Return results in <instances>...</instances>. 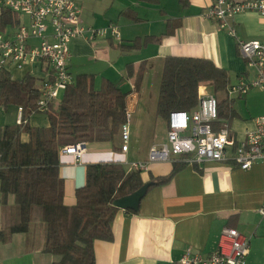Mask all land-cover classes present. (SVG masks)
<instances>
[{"label": "crops", "instance_id": "obj_1", "mask_svg": "<svg viewBox=\"0 0 264 264\" xmlns=\"http://www.w3.org/2000/svg\"><path fill=\"white\" fill-rule=\"evenodd\" d=\"M75 2L81 10L82 26L107 29L116 25L121 40L97 38L94 44L85 36L73 40L69 72L74 78L81 74L94 75L96 89L100 88L102 80H109L120 87L125 84L126 88H121L130 92L127 98L129 124L131 116L138 113L147 77L160 69L162 72L164 60L168 57L210 60L228 72L230 85L237 84L243 77L246 80L254 77L239 54L237 40H264V17L258 14L250 12L235 17V38L206 17L214 0H187L185 6L179 0ZM18 15L21 25L29 23L24 15ZM8 33H5L6 36L10 35ZM137 40L142 43L147 41L148 44L139 50H122L121 46H129ZM38 45V40H30L27 47L32 49ZM129 66L136 71L131 78L128 77ZM10 73L12 79L19 82L27 76L32 77L38 82L39 89L44 81L53 78L52 68L45 61L28 64L23 70H11ZM206 92L213 94L208 90ZM218 95L214 96L223 115L220 122L229 124L230 135L237 142L245 140L247 132L255 129L254 120L264 116V92L255 89L245 97L232 99L226 92ZM243 101L248 113L242 109ZM21 117L20 107L12 104L5 106L0 101V128L19 125ZM28 123L40 129L50 126L47 116L42 113L32 114ZM154 127L143 149L138 146V138L131 135L129 151L123 153L120 135L110 141L105 133L100 132L98 137L101 140L88 142V150L80 163L71 156H60L59 177L64 184L65 203L74 205L77 189L86 185L88 165L115 162L128 169L130 163L146 160L152 146L167 140V124L162 138L157 120ZM22 141L28 143L30 136L22 134ZM133 147L137 153L143 151L141 158H132ZM173 165H152L148 172L142 173L144 183L151 182L152 177H167ZM263 204V162L256 163L248 171L242 170L232 160L185 164L171 181L149 190L139 213L129 214L119 209L112 226L113 240L96 241L94 244L96 264H179L189 251L208 256L217 250L225 228L237 230L249 241L246 264H264V216L259 213ZM19 220V209L11 196L7 204H0V231L17 224ZM45 238V224L33 223L27 233L15 234L10 242L0 244V264H53L54 257L43 252Z\"/></svg>", "mask_w": 264, "mask_h": 264}, {"label": "trees", "instance_id": "obj_2", "mask_svg": "<svg viewBox=\"0 0 264 264\" xmlns=\"http://www.w3.org/2000/svg\"><path fill=\"white\" fill-rule=\"evenodd\" d=\"M179 1L184 6L187 3ZM21 23L17 13L2 10L1 33ZM147 44L137 40L121 48L139 50ZM127 71L129 78L136 75L133 66ZM230 82L228 72L210 60L168 57L161 73L157 117L168 126L171 112L196 110L201 86H210L218 95L227 91ZM129 95L109 80H102L96 89L94 75H78L63 93L59 106L49 105L42 113L49 120V128H33L28 123L31 115L41 113L38 82L30 76L15 81L9 70L0 71V101L22 109L19 125L0 128V204H7L12 196L20 214L17 224L0 231V244L41 222L46 227L43 252L54 257L53 264H96L95 242L113 240L112 226L119 211L114 202L145 185L142 173L128 171L115 162L88 165L86 185L77 189L75 203L69 206L59 177L60 153L69 145L100 141V132L114 141L121 126L128 123ZM222 116L218 105L219 119ZM24 133L30 136L28 143L22 141ZM184 167L183 163H175L167 177H152L155 185L151 188L168 183Z\"/></svg>", "mask_w": 264, "mask_h": 264}, {"label": "built area", "instance_id": "obj_3", "mask_svg": "<svg viewBox=\"0 0 264 264\" xmlns=\"http://www.w3.org/2000/svg\"><path fill=\"white\" fill-rule=\"evenodd\" d=\"M0 9L24 15L28 24L20 25L14 32H0V71L23 70L28 64L48 62L53 78L40 87L39 110L45 113L49 105L61 102L65 90L74 84L69 72L70 45L73 40L86 37L90 43L97 38L110 37L121 40L116 25L107 29L85 28L81 25V10L75 0H0ZM255 13L264 17V0L236 2L215 0L206 12V17L216 22L220 29L236 38L234 19L243 13ZM12 35V36H11ZM30 40L39 45L28 49ZM239 54L254 73L251 80L241 78L226 91L230 99L245 97L252 90L264 92V40H237ZM199 88V104L193 112L173 111L168 119L167 141L150 148L146 160L128 165V171L148 172L157 163H183L201 165L205 162H227L232 160L244 170L256 163H264V116L254 120L255 129L248 131L246 139L237 142L230 135L229 124L220 122L218 100L213 94ZM22 110V109H21ZM218 125V126H217ZM122 152L128 153L131 142L129 123L119 131ZM88 150L86 142L66 146L61 156L67 155L80 163ZM259 213L264 216V204ZM250 243L237 230L225 228L217 250L208 256L187 252L179 264H246Z\"/></svg>", "mask_w": 264, "mask_h": 264}, {"label": "rangeland", "instance_id": "obj_4", "mask_svg": "<svg viewBox=\"0 0 264 264\" xmlns=\"http://www.w3.org/2000/svg\"><path fill=\"white\" fill-rule=\"evenodd\" d=\"M161 69L156 71L155 74H152L150 77H147V81L143 85V89L141 91L140 104L138 107L137 115H132L130 119V130L132 137L138 138V146L142 149L145 147V144L149 141V132L150 135L152 131L155 130L154 122L158 121V131H160V138H162L163 128L166 124L164 119H160L156 117V106L159 96V87L161 80ZM76 77V76H75ZM121 87L126 88L125 84H121ZM212 92V88L210 86L206 87V91ZM219 99H221V96ZM244 113H248L244 101L242 107ZM158 134H156L157 136ZM152 138V136H150ZM167 141V140H166ZM165 143V142H164ZM133 156L132 158H141L143 156V151H139L138 153L135 151V147H133Z\"/></svg>", "mask_w": 264, "mask_h": 264}, {"label": "water", "instance_id": "obj_5", "mask_svg": "<svg viewBox=\"0 0 264 264\" xmlns=\"http://www.w3.org/2000/svg\"><path fill=\"white\" fill-rule=\"evenodd\" d=\"M155 185V182H148L142 188L133 194L117 199L114 206L120 210L139 213L143 199L147 196L149 189Z\"/></svg>", "mask_w": 264, "mask_h": 264}]
</instances>
